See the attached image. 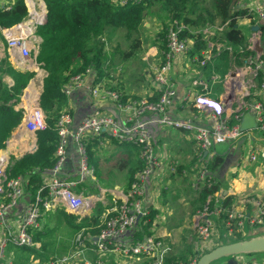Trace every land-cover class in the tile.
Here are the masks:
<instances>
[{
    "label": "built area",
    "instance_id": "obj_1",
    "mask_svg": "<svg viewBox=\"0 0 264 264\" xmlns=\"http://www.w3.org/2000/svg\"><path fill=\"white\" fill-rule=\"evenodd\" d=\"M113 1L124 5L139 0ZM1 8L8 9L9 5ZM246 9L264 21L262 2L249 1ZM183 27L175 24L168 28L162 57L151 66L155 89L159 93L155 101H150L146 97L121 100L119 92L95 80V73L91 68L70 76L63 83L61 90L67 97V104L74 96L86 93L88 112L77 113L68 106L59 115L56 122L58 140L54 151L56 160L50 168L41 172L42 184L31 200L25 191L27 179L22 176L8 178L0 163V264H13L8 251L10 243L16 246L36 245L29 229H39L42 226L45 212L62 209L79 216L88 208L90 201L84 198L82 191L79 192V186H83L88 178L93 177L86 145L89 139L101 137L108 141L139 147L142 168L134 173L126 198L120 202L113 200L106 209L104 226L98 234L87 233L85 227H82L75 233L70 251L42 262L33 260L29 264H104L105 256L110 251L128 257L145 258L148 260L145 264L165 263L169 246L163 238L150 234L135 240L130 236L137 219L148 213L144 199L150 189V178L156 175L161 167L149 126L151 124L172 126L194 132V139L201 149L210 152L198 171L197 177L201 181H205L211 175L206 168L207 162L213 156V152L209 150L215 144L238 138L242 133L239 129V120L243 112L250 111L256 122L255 130L264 133V99L260 98H264L262 51L248 58L252 65V75L247 89L256 91L253 94V97L254 95L256 97L239 107L242 112L240 116L235 115V123L228 124L227 118L222 115L224 105L219 100L203 93L195 94L191 101L196 107L210 112V125L196 124L191 119H178L169 114L168 106L176 95L169 72L175 58L189 48L187 40L180 36ZM8 46L20 50L23 56L29 53L25 37H10ZM258 72L261 73L259 82L256 81ZM193 85H202L205 88L204 83L198 79ZM23 126L32 133L45 128V115L39 104L27 112ZM71 143L75 147L77 164L74 176L66 177L62 173V167L68 157V146ZM221 202L219 195L214 196L212 206L206 201L196 212V234L193 241L195 251H207L215 246L213 241L218 237L216 226L221 227L223 234L229 236L240 234L245 237L264 231V187L255 197L244 198V204L242 203L240 207L232 205L225 210L226 216L223 219L220 217L224 211ZM89 252L95 254L94 258H91ZM197 258H191L186 262L178 260L172 264H195ZM232 258L235 264H264L263 260L253 254L236 255Z\"/></svg>",
    "mask_w": 264,
    "mask_h": 264
},
{
    "label": "crops",
    "instance_id": "obj_2",
    "mask_svg": "<svg viewBox=\"0 0 264 264\" xmlns=\"http://www.w3.org/2000/svg\"><path fill=\"white\" fill-rule=\"evenodd\" d=\"M10 1L0 0V8L9 5ZM233 1L235 8L238 9L239 7L246 8L247 3L253 0ZM258 1L264 4V0ZM210 2L211 6L206 2L202 5L212 10L213 0H210ZM24 3L28 12L24 20L9 28L0 27V60L6 58L15 69L34 72V76L29 80L26 87L22 89L18 102L13 106L15 110L22 109L23 116L20 123L13 129L6 140L5 147L0 149V163L4 169L9 162L10 156L18 158L25 152H32L36 148L35 133L27 131L23 126V122L31 107L38 104L43 78L46 75V72L35 61L41 39L34 33L36 25L43 23L45 20V3L43 0H24ZM151 19L155 20L158 23L157 25H159L155 17H150ZM150 25V22L144 21L145 27ZM157 25H155L156 29L159 27ZM261 25H264V21L253 14V17L240 16L235 26L243 31L250 48H254V40H258L259 46H261L263 51L264 40L261 41L259 38V26ZM254 26H257V29H253ZM224 27L225 23L221 22L220 24V20L216 19L213 24L210 23L204 28H196L194 26L189 28L190 34L199 33L201 30L207 43V50L203 53L201 61H198V53L194 49L195 39L185 38L189 48L175 58L169 72L176 91L172 103L168 106V112L172 117L191 119L196 124L210 125V112L192 104L191 99L197 93H203L219 100L224 105L222 115L227 120L239 110L242 104H247L256 97L255 95L253 97L256 91L247 89V84L252 75L251 66L247 64L237 66L231 63L223 79H220L214 71L208 70V65L211 64L215 56L212 53L213 48L215 47L220 51L224 46L223 43L212 38L216 32L221 31ZM21 36L27 39L26 48L29 52L27 56H23L20 50L8 46L10 37ZM255 36H258V38ZM162 51L156 45L150 46L148 53L153 57L151 59L152 64L159 61ZM204 58L206 60L202 63ZM145 60L148 61L149 59ZM148 65L143 66V68H147V71L142 72L140 77L128 75L131 83L130 88L132 89L126 88V76H114L111 71L109 75L100 79V82L107 87L117 86L128 95H135L139 98L146 97L148 99L149 96L156 92L151 65ZM197 79L204 83L205 88L202 85H193V82ZM3 80L9 86L13 83L12 78L8 75H4ZM68 106L72 110H76L77 113H87L86 93L82 92L74 96L72 100L68 101ZM149 128L155 150L161 160V167L158 173L150 178V189L144 199L147 212L154 211L150 231L152 235L164 239L169 246L168 254L181 256L190 249L195 251L193 241L196 234V212L203 206H200L198 200L199 189L203 181L199 180L197 176L201 165L210 152L201 149L194 139L193 131L155 124H151ZM101 139L104 141H101ZM95 142L96 144L92 147L94 150L92 162L89 159L93 169V177L88 178L83 186H79V192L82 191L85 196H88L90 203L86 210H83L79 216L76 215L77 222L82 217L89 216L99 204L101 205L99 220L103 221L106 209L109 208L113 200L120 202L126 198L129 188L127 170L130 167H134L140 160L139 151H136L135 147L122 144L118 160L110 163L108 157H104L102 147L110 151L113 146L119 144L102 137L96 139ZM246 142L253 143L250 145L251 149L247 151L243 150ZM255 143H259L263 147H256ZM22 147H25V149H22ZM209 151L223 157L215 172L219 189L214 192L213 198L219 195L223 201L225 196H231L232 205L240 207L244 198H253L262 191L264 187V133H255L253 131L251 136L241 135L232 141L215 144ZM76 164L77 155L74 144L71 143L68 146V157L62 167L64 176H74ZM106 170L112 173V179L102 178L101 175L106 173ZM121 171L124 172V177L121 175L118 177L117 174ZM55 218V212L51 211L49 216L45 215L43 217L42 226L45 225L47 219L55 222ZM60 220L62 223L53 234L57 238L67 240L70 237L71 229L66 226L62 218ZM139 229L137 224H135L130 236L134 238ZM73 237L69 241H72ZM35 243V247H40V242L36 241ZM72 247V242H70L69 248ZM89 255L91 258L95 256L93 252H89ZM147 261V259L142 257H128L116 251H110L105 256L104 264H145Z\"/></svg>",
    "mask_w": 264,
    "mask_h": 264
},
{
    "label": "trees",
    "instance_id": "obj_3",
    "mask_svg": "<svg viewBox=\"0 0 264 264\" xmlns=\"http://www.w3.org/2000/svg\"><path fill=\"white\" fill-rule=\"evenodd\" d=\"M43 1L46 8L45 20L36 25L34 33L41 39L35 61L46 72L38 99L39 107L45 115L46 126L35 132L36 148L32 152H25L18 158L10 156L4 169L8 178L22 176L27 179L25 191L29 200L42 184L41 172L50 168L56 160L54 155L58 140L56 122L61 112L67 108V97L61 90L62 85L70 76L83 73L87 68L94 71L96 81L109 75L113 65V56L107 51V42L114 30L122 29L123 39L130 42L127 50L120 51L121 58L125 60L127 57L137 58L140 56L143 44L145 46L156 45L160 50H164L168 28L175 24L183 25L180 36L195 39L194 49L198 53V61H201L203 53L207 50V43L201 30L199 33L190 34L189 28L192 26L204 28L219 19L220 22L225 23V27L216 32L212 39L223 43L224 46L220 51L213 48L212 53L215 56L211 64L208 65V70L214 71L220 79H223L231 63L237 66L243 64L252 66L248 62V58L256 55L255 49L250 48L243 31L235 26L240 16L253 17V14L249 13L246 8L236 9L233 0H213L212 10L202 5L204 0H139L124 5L113 0ZM9 5L8 9L0 8L1 27H12L22 22L27 16L24 0H11ZM148 17H155L159 22V27L151 40L145 36L143 31L144 21ZM259 30V38L262 41L264 40V25L259 26ZM160 56L162 57L161 54ZM261 57H264V50ZM4 75L12 78L13 83L10 86L4 82ZM33 76V71L15 69L6 58L0 60V149L5 147L6 140L21 121L23 110H15L13 106L18 102L22 89L26 87ZM260 77L261 73L258 72L257 82L260 81ZM110 87L120 93L123 101L128 98H139L126 94L117 86ZM158 94L156 90L153 95L148 97V100L155 101ZM241 112L242 110H238L232 114L227 120L228 124L235 123V115L240 116ZM95 140L89 139L86 145L91 162ZM128 145L139 151L138 146ZM222 160V156L213 154L206 164L211 175L202 182L199 189L200 206L206 201H209L212 206V195L219 189L215 172ZM141 168L142 162L139 160L134 167L127 170L128 186L133 180L134 173ZM221 203L224 211L220 217L223 219L226 216L225 210L232 207V197L225 196ZM50 212H45V215L49 216ZM53 212L56 216L55 222L47 219L45 225L39 229H29L32 239L34 242H40V247L16 246L12 243L8 245L13 264H29L33 260L42 262L53 256L65 254L71 250L69 248L70 242H72L69 241L70 238L82 227H85V232L96 235L104 226V220H99L100 204L93 209L89 216L82 217L78 222L77 216L72 213L62 209H56ZM153 217L154 211L151 210L150 213L138 219L137 226L140 229L134 237L135 240H140L143 236L151 234L150 227ZM60 218L71 229L70 237L67 240L57 238L53 234L62 223ZM48 222H53V225L50 226ZM233 238L232 241L240 239L241 235L235 234ZM190 250L181 256H172L167 253L165 263H173L178 260L186 262L191 258H197L206 251Z\"/></svg>",
    "mask_w": 264,
    "mask_h": 264
},
{
    "label": "rangeland",
    "instance_id": "obj_4",
    "mask_svg": "<svg viewBox=\"0 0 264 264\" xmlns=\"http://www.w3.org/2000/svg\"><path fill=\"white\" fill-rule=\"evenodd\" d=\"M205 2L209 6H211L210 0H204L203 3L205 4ZM145 21H148V22L151 23V25L149 27L143 28L145 36L149 40H151V38H153L155 36V32L157 30L155 28V25H157L158 23L155 22V20H153V19L150 20V18H146ZM220 24H221V22H220ZM114 29H116V28H114ZM121 30H119V29L114 30L113 33H111V35L109 37V40L107 42V51L110 54H112V56H113V65L111 66V74L114 75V76H121V75H123L124 77L126 76V79H127L126 88L127 89H132V88H130L131 87V83H130V81L128 79V75H130L131 77L132 76H137V77L139 76L140 77L141 76L140 74L142 72L147 71V68H143V66H144L143 64H145L146 66H149L148 64H150L152 66L153 62L151 61V59L153 57H151V55L148 53L151 44L146 45V46H145V44L142 45L144 47H143L142 53L140 54L141 57L140 56H138L137 58L127 57L126 60L123 61V59L121 58L122 55H121L120 51L121 50H127L130 42L129 41H125L123 39ZM211 31L214 32L213 30H211ZM256 38H258V36ZM255 42L256 41L254 40V43ZM143 57H144V59H143ZM145 59H147V60L149 59V60L146 61ZM253 131L255 133H258V130L254 129ZM101 141H104V140L101 139ZM118 144L119 145L113 146L110 149V151H107V149L105 147H102L103 155H104V157L105 156L108 157V160H109L110 163L116 162L118 160V155L120 153V149H121V146H122L121 143H118ZM252 144L253 143L250 144L249 142H246L244 144L243 150H246V151L250 150L251 149L250 145H252ZM255 146L259 147V146H262V145H260L259 143H255ZM256 150H257V148H256ZM117 175H118V177H120V175L122 177H124V172L123 171L118 172ZM101 176H102V178H105V177L108 178V179H112L113 178L112 173L110 171H108V170H106V173L102 174ZM86 195H88V194H86ZM49 225L52 226L53 222H49ZM215 229H216V232H217L216 234H218V237L215 238L214 241H213L215 246L220 244V243L230 242V241H232L234 239L233 236L224 235L221 227L216 226ZM57 234H59V232H57ZM241 238H242V236H241ZM253 255H255L256 258H259V259L264 261V253L253 254ZM225 261H226L225 258H221V259L214 260L213 262H211V264H225Z\"/></svg>",
    "mask_w": 264,
    "mask_h": 264
},
{
    "label": "water",
    "instance_id": "obj_5",
    "mask_svg": "<svg viewBox=\"0 0 264 264\" xmlns=\"http://www.w3.org/2000/svg\"><path fill=\"white\" fill-rule=\"evenodd\" d=\"M253 29H257L254 26ZM254 49L256 52H261L262 48L259 46V42L254 43ZM256 127L254 115L250 111H245L241 115L239 120V129L242 132L241 135H252L253 130ZM85 199H89L88 196H84ZM139 219V218H138ZM137 219V220H138ZM264 253V231L249 234L240 239L220 243L207 251L201 253L196 259L195 264H211L214 260L225 258V264H235L233 261L236 255H249Z\"/></svg>",
    "mask_w": 264,
    "mask_h": 264
},
{
    "label": "bare ground",
    "instance_id": "obj_6",
    "mask_svg": "<svg viewBox=\"0 0 264 264\" xmlns=\"http://www.w3.org/2000/svg\"><path fill=\"white\" fill-rule=\"evenodd\" d=\"M31 94H32V93H31ZM14 144H15V143H14ZM14 144H12V145H14ZM24 144H25V143H24ZM12 145H11V146H12ZM21 145H22V144H21ZM15 147H16V146H15ZM16 148H17V147H16ZM18 148H19V147H18ZM19 149H20V148H19ZM22 149H25V147H22Z\"/></svg>",
    "mask_w": 264,
    "mask_h": 264
}]
</instances>
